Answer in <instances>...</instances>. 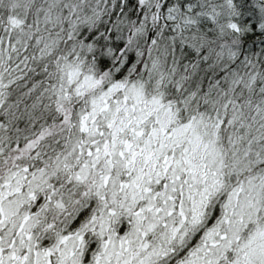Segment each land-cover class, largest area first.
<instances>
[{
	"label": "snow or ice",
	"instance_id": "1",
	"mask_svg": "<svg viewBox=\"0 0 264 264\" xmlns=\"http://www.w3.org/2000/svg\"><path fill=\"white\" fill-rule=\"evenodd\" d=\"M0 264H264V0H0Z\"/></svg>",
	"mask_w": 264,
	"mask_h": 264
}]
</instances>
